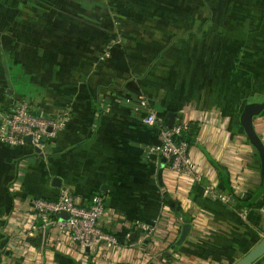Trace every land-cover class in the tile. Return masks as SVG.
I'll return each instance as SVG.
<instances>
[{
  "label": "crops",
  "instance_id": "0c3cea01",
  "mask_svg": "<svg viewBox=\"0 0 264 264\" xmlns=\"http://www.w3.org/2000/svg\"><path fill=\"white\" fill-rule=\"evenodd\" d=\"M221 20L193 16L182 0H0V126L20 102L50 118L70 114L45 154L0 144V264H236L263 240L264 174L241 115L264 104V55ZM116 36L121 46L100 61ZM141 100L199 127L180 139L201 183L153 152L161 130L144 123ZM253 123L264 142V110ZM209 183L230 201L205 198ZM64 190L82 206L105 196V229L123 253L84 257L54 237L42 254H13L31 200ZM137 222L157 230L143 240Z\"/></svg>",
  "mask_w": 264,
  "mask_h": 264
},
{
  "label": "built area",
  "instance_id": "2783aa9c",
  "mask_svg": "<svg viewBox=\"0 0 264 264\" xmlns=\"http://www.w3.org/2000/svg\"><path fill=\"white\" fill-rule=\"evenodd\" d=\"M120 36L111 38L105 45L100 61L109 60L116 47L122 44ZM148 111L144 123L160 127L161 143L152 150L166 160L172 171L202 182V175L193 166L189 144L180 139L188 126L175 124L169 128L164 116L151 110L147 100H141L138 110ZM70 114L64 111L58 118H50L44 112L33 113L28 103L20 102L11 106L3 116L0 126V144L19 148L31 146L33 151L42 155L48 148V142L56 139L68 123ZM31 138V144L25 139ZM203 196L222 203H228L230 198L218 193L213 183L206 184ZM28 224L19 228L12 236V246L17 251L26 253L39 248L44 252L53 238L64 240L71 250L80 252L86 257L98 254L102 247L123 253L126 246L106 231V200L102 193L92 196L91 201L82 206L81 201L71 192L64 190L54 200L33 199L28 207ZM68 213L69 219H61L62 213ZM134 228L143 234V240H148L157 230V224L137 222ZM130 236H128L129 239ZM52 244V243H51ZM36 247V248H35Z\"/></svg>",
  "mask_w": 264,
  "mask_h": 264
},
{
  "label": "rangeland",
  "instance_id": "374dc122",
  "mask_svg": "<svg viewBox=\"0 0 264 264\" xmlns=\"http://www.w3.org/2000/svg\"><path fill=\"white\" fill-rule=\"evenodd\" d=\"M192 2L193 16L222 18L219 27L228 31L231 23L242 37L256 44L258 55H264V0H182ZM195 7L197 9H195ZM213 24H209L210 29Z\"/></svg>",
  "mask_w": 264,
  "mask_h": 264
},
{
  "label": "water",
  "instance_id": "95a60500",
  "mask_svg": "<svg viewBox=\"0 0 264 264\" xmlns=\"http://www.w3.org/2000/svg\"><path fill=\"white\" fill-rule=\"evenodd\" d=\"M264 110V104H250L244 108V111L241 115V125L251 142L254 148L257 150L261 163H262V170L264 174V142L257 134L253 119L255 116L259 115ZM175 114H169L168 116V126L172 128L175 125ZM27 144H31V138L27 137L25 139ZM59 183V184H58ZM53 185L56 187H60V179L55 178L53 180ZM61 219L68 220L69 214L62 213ZM191 227L189 225L184 226L178 244H182L190 233ZM134 237V236H133ZM264 258V238L263 240L251 251L249 252L244 258H242L236 264H255L259 260Z\"/></svg>",
  "mask_w": 264,
  "mask_h": 264
},
{
  "label": "trees",
  "instance_id": "16d2710c",
  "mask_svg": "<svg viewBox=\"0 0 264 264\" xmlns=\"http://www.w3.org/2000/svg\"><path fill=\"white\" fill-rule=\"evenodd\" d=\"M176 1H181V0H176ZM110 39H111V38H110ZM110 39H109V40H110ZM109 40H108V41H109ZM108 41H107V42H108ZM107 42H106V43H107ZM105 45H106V44H105ZM120 46H121V45H120ZM104 47H105V46H104ZM165 120H166V124H168V118H167V117H165ZM188 129H189V130H187V131H188V132H189V131H192V134H193V135H197L198 132H199V127H194V128H192V129L188 128ZM187 131H185L183 134H185ZM182 136H183V135H182ZM263 185H264V181H263Z\"/></svg>",
  "mask_w": 264,
  "mask_h": 264
}]
</instances>
